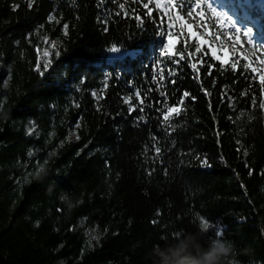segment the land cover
<instances>
[{"label": "trees", "instance_id": "obj_1", "mask_svg": "<svg viewBox=\"0 0 264 264\" xmlns=\"http://www.w3.org/2000/svg\"><path fill=\"white\" fill-rule=\"evenodd\" d=\"M119 2L0 0V264H160L159 254L189 235L204 248L213 243L200 217L234 244L220 249L228 264H264V91L258 73L229 66L239 57L238 68L257 67L264 47L245 61L253 51L246 30L235 33L205 8L193 30L216 35L212 47L229 63L202 45L209 54L195 58L204 65L194 79L193 58L178 52L194 51L195 41L185 48L174 35L172 58L160 57L159 12L149 18L142 2L128 0V15L115 16ZM217 2L264 37V0ZM98 18L109 21L107 31ZM46 36L57 43L43 68ZM113 44L120 51L109 59ZM185 90L196 100L185 98L182 114H169L162 129L161 92L175 105ZM141 114L147 124L135 119Z\"/></svg>", "mask_w": 264, "mask_h": 264}, {"label": "snow or ice", "instance_id": "obj_2", "mask_svg": "<svg viewBox=\"0 0 264 264\" xmlns=\"http://www.w3.org/2000/svg\"><path fill=\"white\" fill-rule=\"evenodd\" d=\"M34 0H28V6L31 7ZM128 0H122V2H119L117 4V7L120 11H117L114 13L115 16H121V15H128V11L126 10V3ZM132 3H143V9L146 10V15L149 18H152L153 15V8H155L159 12V24L160 27L157 29L159 32V35L166 38V43L162 47L160 51V57H167L168 59H171V55H169L172 52L173 45L170 43L174 37L176 36H183L185 48H187L188 40L193 39L195 41V47L194 51L188 52L186 50H181L178 52V55L181 59L185 58H193L192 62H190L189 67L193 70L194 73H196V76H194V79H199V73H200V67H198V64L203 66L204 61L203 59L196 60V57H203L207 56L209 53L208 51H202V45L207 44L208 47L211 49V57L214 60L221 61L222 64H228L229 62L226 60H222L221 56L217 54V48L212 47V42L217 39V36L214 35L211 37V39H205L202 34L198 33L197 31H194L193 29L196 27V20H200L202 23L204 21L205 17V8H207L217 19V21H224L226 22V26L229 27L230 30H234L235 33H240L242 30L235 26L232 18L228 16L226 13H222L218 11L215 7L212 6L210 3V0H131ZM105 3V0H100V4L103 5ZM195 18V19H193ZM49 22L55 21L56 23H59L60 21L57 19L56 15L50 14L47 17ZM136 19L139 21V17H136ZM191 21V22H189ZM98 22L104 26V31H107V25L109 21L107 19H101L98 18ZM178 26L179 32L173 33L172 28L173 26ZM69 29V25L67 23L63 24V30L64 33L67 34ZM243 35L246 36L248 39L246 43L253 47V51L251 53H246L244 56V60L248 61L249 56L253 58V61H255L257 49H260L264 46H258L256 43H254V40L252 38V29H249L247 31L243 30ZM47 39V38H45ZM239 35L235 36V40L239 42ZM55 47V43L52 45ZM220 47V46H218ZM109 52H119L120 47H117L115 44H113L111 47L108 48ZM45 56H47V53H45ZM259 63L257 67H252L251 62H245L243 63L240 68H238V64L240 63L239 57L236 59H233L230 62V70L234 73L237 71H240L243 69L244 71L251 70L252 73H258L259 74V83L261 85L262 91H264V51L259 52ZM177 62V61H173ZM43 68L47 67V64H44L42 66ZM209 71L207 72V75H212L211 69L214 68V65L209 64L208 66ZM38 72L42 73L41 68H37ZM174 74V73H170ZM157 76L161 78V80L164 78L163 73L161 70H157L156 73ZM110 79H114L110 74L105 79L104 84L105 87L108 86V81ZM255 79V77H253ZM172 83H175L174 81H171ZM213 87L216 86V81H213ZM227 85L223 86L220 93V100L221 102L224 101L225 96H227ZM204 91V94L207 97H211L212 93L209 92L207 89H202ZM246 92H242L241 95H246ZM93 97H98V93L93 91L91 93ZM136 97L140 96V92H135ZM161 96L165 98L163 102V109H158V111L161 112L162 119L160 120V123L162 125V129L164 128V125L169 121V114L175 113L176 116H180L182 114V106L185 104V98L191 97L193 101L196 100L195 96H192L191 93L187 90L182 92L181 97L175 102V105H168L167 104V98L168 93L167 92H161ZM125 102L128 103V98H125ZM229 102L231 103V97H229ZM141 104H143V101H140ZM251 103L255 106L256 104V98L253 96ZM259 108L261 110H264V96L261 98V102L259 104ZM209 109L211 110V100L209 99ZM136 111V108L129 103V112ZM139 112L143 113L144 109L143 107L139 108ZM138 123L143 122L147 124V118L141 114L135 118ZM76 128H79V125H75ZM168 127H172L171 125H168ZM33 129H29V134H31ZM166 135H171V132L166 131ZM80 137L77 134L76 139L78 140ZM152 140L158 143V139L155 135L152 136ZM171 147H175V141L173 140L171 143ZM154 151L157 155L161 152L160 147H155ZM54 154V153H53ZM29 155L31 156L32 153L30 152ZM197 159L201 160V163L203 166H210L208 164V161L206 158H200L197 157ZM251 174V173H250ZM200 223L203 224L205 228L209 229V234L213 236L219 235L220 237H223V230L218 227L214 226L210 223V221L204 217H200ZM212 229V231H210Z\"/></svg>", "mask_w": 264, "mask_h": 264}, {"label": "clouds", "instance_id": "obj_3", "mask_svg": "<svg viewBox=\"0 0 264 264\" xmlns=\"http://www.w3.org/2000/svg\"><path fill=\"white\" fill-rule=\"evenodd\" d=\"M41 177H38L40 179ZM71 205H69V208ZM231 242L217 239L204 248L197 240L189 235L178 246L161 252L160 264H228L224 254L220 251L222 247H229ZM231 247L235 249L234 244ZM229 260H231L229 258ZM239 264V262H236Z\"/></svg>", "mask_w": 264, "mask_h": 264}, {"label": "rangeland", "instance_id": "obj_4", "mask_svg": "<svg viewBox=\"0 0 264 264\" xmlns=\"http://www.w3.org/2000/svg\"><path fill=\"white\" fill-rule=\"evenodd\" d=\"M210 3L212 4L213 7H215L218 11L222 12V13H226L228 16H230L235 24L236 27H238L239 29L244 28L246 31L249 29H252L250 26H248V24L243 23L242 20L239 19V16L237 15L236 11H232L229 9L224 8L222 5H220L217 0H210ZM244 11V10H242ZM244 14V12H243ZM248 17V16H246ZM224 22V21H222ZM226 24V22H224ZM254 23L257 25L258 29H261V26L259 24V22L257 20L254 21ZM227 27V26H226ZM229 28V27H227ZM261 36V32H257L256 30L252 29V38L254 40V42L261 44L262 46H264V37H260ZM47 38V39H45ZM53 43H57L56 40H53L51 38H49L48 36L43 38V44L42 47L39 48L43 59H44V63H48L49 61V57L50 54L52 52V50L54 49V47L52 46ZM45 53H47V56H45ZM224 60H227V57L224 58ZM70 137L71 138H76V133L75 131H72L70 133ZM222 229L221 226H218ZM202 230L203 233L208 237V239H210L212 242L219 239V235L217 236H213L211 234H209V229L205 228L202 224ZM210 231H212V229H210ZM223 248V247H222ZM221 248V249H222ZM232 264H236V262H232Z\"/></svg>", "mask_w": 264, "mask_h": 264}, {"label": "water", "instance_id": "obj_5", "mask_svg": "<svg viewBox=\"0 0 264 264\" xmlns=\"http://www.w3.org/2000/svg\"><path fill=\"white\" fill-rule=\"evenodd\" d=\"M108 58H109V59H114V58H115V54H114V53L109 54V55H108Z\"/></svg>", "mask_w": 264, "mask_h": 264}]
</instances>
